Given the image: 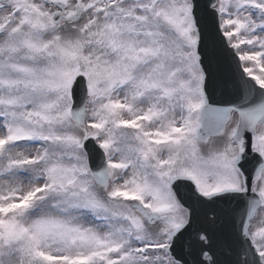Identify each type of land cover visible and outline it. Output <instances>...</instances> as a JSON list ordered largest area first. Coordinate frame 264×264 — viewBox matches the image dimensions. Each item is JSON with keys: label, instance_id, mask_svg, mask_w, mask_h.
Listing matches in <instances>:
<instances>
[{"label": "snow or ice", "instance_id": "6c2138e0", "mask_svg": "<svg viewBox=\"0 0 264 264\" xmlns=\"http://www.w3.org/2000/svg\"><path fill=\"white\" fill-rule=\"evenodd\" d=\"M221 204L264 264V0H0V264H221Z\"/></svg>", "mask_w": 264, "mask_h": 264}, {"label": "water", "instance_id": "95a60500", "mask_svg": "<svg viewBox=\"0 0 264 264\" xmlns=\"http://www.w3.org/2000/svg\"><path fill=\"white\" fill-rule=\"evenodd\" d=\"M216 72L218 77L229 79L230 81L238 76V72L236 69V61L233 59L231 54L228 52H222L218 65L216 67ZM219 88L215 90V96L217 99H225L229 98L231 95H224L218 91ZM249 166H252V163L249 164ZM187 188V187H186ZM188 189V195H184L186 199H189L191 201V191ZM233 205H227V204H221V205H209L206 208L201 210L200 213V220L198 223V227H208L207 224V216L212 215L213 212L219 217L218 222L215 226L211 227L210 231L213 234V244H214V250L217 253V242H221L224 244V246L227 247V249L234 253L237 241L235 234L233 232V229L231 227V218H228V213L230 212V209ZM189 239H185L182 242V248L184 249V252L188 250V248H191V244L189 243ZM218 255V254H217ZM224 258L228 261L230 264L231 257L230 256H224Z\"/></svg>", "mask_w": 264, "mask_h": 264}, {"label": "rangeland", "instance_id": "374dc122", "mask_svg": "<svg viewBox=\"0 0 264 264\" xmlns=\"http://www.w3.org/2000/svg\"><path fill=\"white\" fill-rule=\"evenodd\" d=\"M260 219H261V217H259L256 221H258V220H260ZM256 221H255V222H256Z\"/></svg>", "mask_w": 264, "mask_h": 264}]
</instances>
